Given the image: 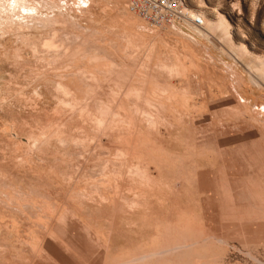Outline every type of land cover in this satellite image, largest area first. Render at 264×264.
Returning <instances> with one entry per match:
<instances>
[{
    "label": "rangeland",
    "instance_id": "obj_1",
    "mask_svg": "<svg viewBox=\"0 0 264 264\" xmlns=\"http://www.w3.org/2000/svg\"><path fill=\"white\" fill-rule=\"evenodd\" d=\"M187 1L0 0V264H264V0Z\"/></svg>",
    "mask_w": 264,
    "mask_h": 264
},
{
    "label": "built area",
    "instance_id": "obj_2",
    "mask_svg": "<svg viewBox=\"0 0 264 264\" xmlns=\"http://www.w3.org/2000/svg\"><path fill=\"white\" fill-rule=\"evenodd\" d=\"M130 11L155 27L188 23L204 29L205 20L189 9L187 0H130Z\"/></svg>",
    "mask_w": 264,
    "mask_h": 264
},
{
    "label": "bare ground",
    "instance_id": "obj_3",
    "mask_svg": "<svg viewBox=\"0 0 264 264\" xmlns=\"http://www.w3.org/2000/svg\"><path fill=\"white\" fill-rule=\"evenodd\" d=\"M15 1V0H14ZM193 17H196L197 15L195 14V13H192L191 14ZM206 24V23H205ZM191 25H193V24H191ZM176 26V25H175ZM194 26V25H193ZM188 27V26H187ZM198 31H200L201 30V28H198V27H196V26H194ZM200 33H202V35L203 34H205L202 30L200 31Z\"/></svg>",
    "mask_w": 264,
    "mask_h": 264
}]
</instances>
